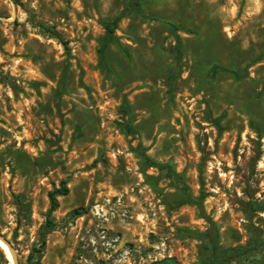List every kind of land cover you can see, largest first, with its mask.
<instances>
[{"label":"rangeland","instance_id":"1","mask_svg":"<svg viewBox=\"0 0 264 264\" xmlns=\"http://www.w3.org/2000/svg\"><path fill=\"white\" fill-rule=\"evenodd\" d=\"M140 2L0 0V233L18 264H264V0Z\"/></svg>","mask_w":264,"mask_h":264},{"label":"trees","instance_id":"2","mask_svg":"<svg viewBox=\"0 0 264 264\" xmlns=\"http://www.w3.org/2000/svg\"><path fill=\"white\" fill-rule=\"evenodd\" d=\"M129 2L134 8H136V10L138 12H141L140 0H129ZM105 26H106L107 33H106V38H105V42H104V47H106L112 41L116 40L114 26H112V24H110V23H107ZM172 26H173V29L175 30V32L179 29V26L176 24H172ZM177 36H178V46H179V45H181V39H180L179 35H177ZM68 193H69V187L67 186V184L65 182H62V186L60 188L53 190L50 193V200H51L50 211H54L58 207V205H59L58 196L59 195H67ZM156 264H161V263H156Z\"/></svg>","mask_w":264,"mask_h":264},{"label":"bare ground","instance_id":"3","mask_svg":"<svg viewBox=\"0 0 264 264\" xmlns=\"http://www.w3.org/2000/svg\"><path fill=\"white\" fill-rule=\"evenodd\" d=\"M0 247L7 253V257L11 264H15V256L9 246L0 238Z\"/></svg>","mask_w":264,"mask_h":264},{"label":"water","instance_id":"4","mask_svg":"<svg viewBox=\"0 0 264 264\" xmlns=\"http://www.w3.org/2000/svg\"><path fill=\"white\" fill-rule=\"evenodd\" d=\"M0 238L9 246L10 250L15 256V264H18L17 254L10 240H8L2 233H0Z\"/></svg>","mask_w":264,"mask_h":264}]
</instances>
